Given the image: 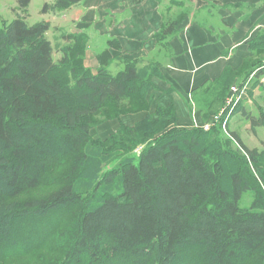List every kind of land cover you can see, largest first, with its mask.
<instances>
[{"label":"trees","instance_id":"obj_1","mask_svg":"<svg viewBox=\"0 0 264 264\" xmlns=\"http://www.w3.org/2000/svg\"><path fill=\"white\" fill-rule=\"evenodd\" d=\"M80 1L45 0L41 14ZM29 2L18 0L24 16L0 27V242L13 241L16 218L45 217L63 209L71 214L69 226L60 233L64 263L174 264L184 250L200 248L208 264H264L263 195L247 208L239 205L249 190L243 169L225 172L223 155L212 161L216 141L210 130L170 131L138 155L125 156L116 168L104 170L110 156L92 139L90 131L99 124L91 117L108 103L124 99L139 107L111 119L148 111L151 80L159 75L160 63L117 58L126 62L112 74L104 66L112 60L104 51L93 73L83 63V37L71 34L64 35L57 61L45 36L49 24L26 21ZM173 32L171 24L165 26L159 40ZM144 63L149 69L140 67ZM263 72L264 67L258 75ZM232 76L223 73L200 99L214 97L213 91L215 98L222 92L226 96ZM238 111L252 127L264 125L241 103L234 113ZM176 121L173 104L158 106L133 126L121 125L100 141L105 146L146 141L176 126ZM228 134L261 174L260 153L244 145L235 132ZM67 156L80 170L75 178L44 198L16 200L40 184L51 160ZM223 176L228 188L221 184Z\"/></svg>","mask_w":264,"mask_h":264},{"label":"crops","instance_id":"obj_2","mask_svg":"<svg viewBox=\"0 0 264 264\" xmlns=\"http://www.w3.org/2000/svg\"><path fill=\"white\" fill-rule=\"evenodd\" d=\"M42 18L55 23L64 42L67 34L83 37V63L93 73L104 51L111 59L160 63L159 75L151 80L148 111L97 125L91 134L101 139L170 104L178 129L198 126L201 108L191 110L193 99L227 71L240 74L236 79L245 76V64L264 54V0H82ZM170 24L174 32L159 40Z\"/></svg>","mask_w":264,"mask_h":264},{"label":"rangeland","instance_id":"obj_3","mask_svg":"<svg viewBox=\"0 0 264 264\" xmlns=\"http://www.w3.org/2000/svg\"><path fill=\"white\" fill-rule=\"evenodd\" d=\"M44 2L45 0H30L25 12V18L29 24L44 21L41 20L43 19L41 8ZM46 2L52 4L53 0H46ZM23 16L24 14L18 10V0H0V27L16 17ZM47 23L49 24V29L45 33V36L53 47V58L58 61L61 57L59 49L65 42L59 39L61 32L57 31L55 23ZM125 62L126 61L123 59H112L106 61V65L104 66L112 74H116L124 67ZM141 66L146 70L149 69V65L146 63L140 64V67ZM253 66L255 68L251 74L237 79L234 77L235 74L232 76L233 81L231 78L229 84L231 86L236 82L235 80L246 81L247 95L244 100L241 101L242 107L245 109V112L249 113L251 116L255 118L261 117L264 120V72L258 75L259 71L264 67V54L258 55L257 59L248 61L244 68L250 70ZM62 72H64V75L68 78V72L66 70H62ZM239 75L240 74H237L236 76L239 77ZM211 94H213L214 97L200 99V97L203 96L201 95L193 99L194 104H191V110L192 107H200L202 120L198 126H192L184 130H203L202 125L209 122L211 116L218 114L224 107L228 93L225 96V92H222L219 98H215V91H213V93L211 92ZM143 106H146L145 103ZM137 107H139L137 102L130 99H124L121 102L115 103L110 102L101 108L98 113L94 114L91 120L94 125L101 124L108 121L113 116L134 110ZM236 108L237 106L232 110L224 126L222 122L226 118L225 115L221 116L220 122L209 129L212 132L210 133L212 135H210L212 140L216 141L215 146L210 152L214 156L212 158L214 162H217L220 156L223 155L222 158H224V160L222 159L220 163L225 172L239 168L243 169L241 176L245 180V184L249 186V190L242 195L239 205L243 208H247L258 196L263 195L264 198V125L252 127L249 120L246 119L241 112L238 111L234 113ZM153 118L157 119L156 116H153ZM170 131L176 132L181 130L171 125L146 141L136 142L133 140L128 145L111 143L105 146L102 143L103 141L100 140H106L107 138L101 139L91 135L94 142L101 145L110 156L108 164L104 167V170H108L116 168L119 160L125 156L138 155L142 149L154 143L158 138ZM231 131L235 132L240 137L244 145L250 149H256L257 152L260 153L261 156L258 165L261 168V174L256 171V166L249 161L244 152L230 137L228 133ZM90 133L92 132L90 131ZM216 152H218L217 155ZM79 171L77 164L71 157L67 156L53 159L49 162L40 184L34 189L25 190L16 200L22 203L28 200L44 198L64 185L69 179L75 178L79 174ZM222 180V186L228 188V178L223 176ZM70 219V212L63 209L52 211L45 217L29 215L26 218H16L13 223V241L6 244L0 242V264H71L69 261L64 263L66 262L64 260L66 252L65 241L62 240L63 238L60 234L69 226ZM80 264H86V260H83ZM100 264H104V262L102 261ZM174 264H208V259L205 257L203 250L200 248L199 250L197 248H192L184 250L182 256L177 258ZM247 264L256 263L248 261Z\"/></svg>","mask_w":264,"mask_h":264},{"label":"built area","instance_id":"obj_4","mask_svg":"<svg viewBox=\"0 0 264 264\" xmlns=\"http://www.w3.org/2000/svg\"><path fill=\"white\" fill-rule=\"evenodd\" d=\"M247 95V83L246 81H236L234 82L228 92V97L226 99L224 107L220 110V112L216 115L211 116L209 122L202 125L203 130H209L213 125H216L220 122L221 116L225 115V120L222 122L224 126L228 120V117L231 115L232 110L241 101L244 100L245 96ZM228 109V110H227Z\"/></svg>","mask_w":264,"mask_h":264}]
</instances>
